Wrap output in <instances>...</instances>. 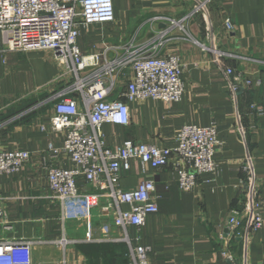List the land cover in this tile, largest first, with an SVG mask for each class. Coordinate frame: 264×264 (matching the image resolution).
<instances>
[{
	"label": "crops",
	"instance_id": "0c3cea01",
	"mask_svg": "<svg viewBox=\"0 0 264 264\" xmlns=\"http://www.w3.org/2000/svg\"><path fill=\"white\" fill-rule=\"evenodd\" d=\"M115 11L113 23L82 32V52L108 49L114 60L130 42L144 46L166 33L161 54L181 58L186 88L179 103L136 101L128 127L103 126L107 142L171 147L184 126L214 123L222 142L214 156L219 170L184 193L172 166L155 171L134 161L120 187L132 191L153 179L159 206L140 231L116 227L113 213L103 212L106 199L83 179L79 205L53 202L46 166L71 167L65 154L49 152L66 135L51 128L53 97L74 76L51 50L7 52L0 34V148L31 154L19 174L0 176V243L31 242L33 264H126L121 240L139 235L152 248V264H264V224L251 229L254 212L264 218V0H115ZM185 18L186 31L170 25ZM132 75L118 80L121 91ZM244 79L261 85L234 92ZM236 213L246 215L233 235L229 219Z\"/></svg>",
	"mask_w": 264,
	"mask_h": 264
},
{
	"label": "built area",
	"instance_id": "2783aa9c",
	"mask_svg": "<svg viewBox=\"0 0 264 264\" xmlns=\"http://www.w3.org/2000/svg\"><path fill=\"white\" fill-rule=\"evenodd\" d=\"M115 13V0H0V34L7 52L51 50L61 64L71 68L74 76L73 82L53 97L55 114L50 119L51 128L56 133L65 131L66 135L63 146L51 144L49 152L54 156L65 154L71 167L46 166L52 201L79 205L85 197L78 183L83 179L96 186L99 196L106 199L103 212L113 213L116 227L140 231L151 216L159 213V206L153 179L142 180L132 191L120 187L122 176L131 171L133 162L155 171L172 166L178 188L189 193L205 177L217 174L219 167L214 156L222 142L214 123L206 127L184 126L171 147L130 140L115 146L107 142L103 126L128 127L131 105L136 101L179 103L186 88L181 58L161 54L166 33L148 45L130 42L123 55L114 60L107 59L108 49L89 55L82 52L78 45L82 32L93 25L113 23ZM188 18L170 20V25L186 31ZM233 26L230 20L226 21L228 30ZM150 49L154 52L147 54ZM129 70L133 75L121 91L118 80ZM260 85V80H238L232 90L239 93ZM30 159L28 151L0 148V176L19 174ZM250 169V163L246 164L244 170ZM245 215L236 213L229 219L233 235L242 226ZM263 224V216L254 212L251 229L259 231ZM121 241L128 248L127 264H152V248L141 244L139 235H126ZM0 264H33L32 243L1 242Z\"/></svg>",
	"mask_w": 264,
	"mask_h": 264
},
{
	"label": "trees",
	"instance_id": "16d2710c",
	"mask_svg": "<svg viewBox=\"0 0 264 264\" xmlns=\"http://www.w3.org/2000/svg\"><path fill=\"white\" fill-rule=\"evenodd\" d=\"M125 249H126L125 250V260H126V264H127L128 263V258H127L128 248H127V246Z\"/></svg>",
	"mask_w": 264,
	"mask_h": 264
},
{
	"label": "rangeland",
	"instance_id": "374dc122",
	"mask_svg": "<svg viewBox=\"0 0 264 264\" xmlns=\"http://www.w3.org/2000/svg\"><path fill=\"white\" fill-rule=\"evenodd\" d=\"M57 94V93H56Z\"/></svg>",
	"mask_w": 264,
	"mask_h": 264
}]
</instances>
